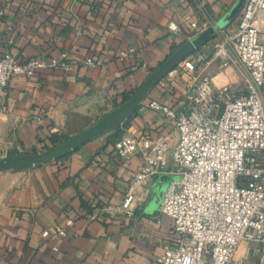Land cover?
I'll use <instances>...</instances> for the list:
<instances>
[{
  "label": "crops",
  "instance_id": "obj_1",
  "mask_svg": "<svg viewBox=\"0 0 264 264\" xmlns=\"http://www.w3.org/2000/svg\"><path fill=\"white\" fill-rule=\"evenodd\" d=\"M236 2L0 0V54L9 48L23 61L68 51L75 60L70 70L44 68L10 80L0 114V157L45 150L60 135L94 123L133 93L179 44L223 18ZM239 16L226 25L233 28ZM218 38L215 34L195 56L182 60L177 66L185 62L183 70L176 66L166 74L120 126L62 158L0 170V264H158L173 236L167 215L159 208L146 212L160 178L138 186L135 198L122 206L142 157L122 156L115 144L146 130L176 139V119L149 101L156 98L181 111L188 106L193 73L222 81L217 54L212 55ZM127 47L135 52L120 59V50ZM198 53L206 57L200 63ZM88 56L102 58L104 64L89 65L84 62ZM58 226L66 228L65 235L44 236L46 229L54 232Z\"/></svg>",
  "mask_w": 264,
  "mask_h": 264
},
{
  "label": "built area",
  "instance_id": "obj_2",
  "mask_svg": "<svg viewBox=\"0 0 264 264\" xmlns=\"http://www.w3.org/2000/svg\"><path fill=\"white\" fill-rule=\"evenodd\" d=\"M216 34V54L238 69L243 85L230 80L219 84L208 74L193 73L186 109L178 111L156 98L149 101L150 107L176 119L174 141L168 133L146 130L115 144L122 156L142 157L122 206L135 198L138 186L161 174L175 176L159 204L171 219L173 236L158 264H248V255L255 256L252 264H264V0H246L235 26L217 27ZM132 52L134 47L123 48L118 56L125 59ZM205 59L203 53L196 55V62ZM84 62L104 64L92 56ZM74 63L68 51L22 61L5 49L0 54V114L6 109L4 91L15 75L32 76L44 68L70 70ZM43 234L59 237L66 228ZM243 241L251 242L248 255L237 256Z\"/></svg>",
  "mask_w": 264,
  "mask_h": 264
},
{
  "label": "water",
  "instance_id": "obj_3",
  "mask_svg": "<svg viewBox=\"0 0 264 264\" xmlns=\"http://www.w3.org/2000/svg\"><path fill=\"white\" fill-rule=\"evenodd\" d=\"M246 0H237L230 11L215 24L209 26L196 35L179 44L156 68H154L143 82L131 93L127 99L114 105L105 111L94 123L87 125L70 134L61 142L42 151H19L0 157V170L24 169L34 165L46 163L54 159L62 158L75 150L79 145L89 139L101 135L125 122L148 97L151 89L182 60L194 52L199 46L212 39L217 27H224L233 20L242 9ZM160 182L155 187V193L146 208L155 210L159 208L160 199L168 183L175 176L173 174H161L156 176Z\"/></svg>",
  "mask_w": 264,
  "mask_h": 264
},
{
  "label": "rangeland",
  "instance_id": "obj_4",
  "mask_svg": "<svg viewBox=\"0 0 264 264\" xmlns=\"http://www.w3.org/2000/svg\"><path fill=\"white\" fill-rule=\"evenodd\" d=\"M218 40H220V38H218ZM218 48L215 47L214 48V53L212 55H214L216 52H217ZM194 52H192L193 54ZM211 55V56H212ZM193 56H195V53L193 54ZM215 56V55H214ZM187 58V57H186ZM184 59V60H187V59ZM216 62L220 68V71L222 70L223 71V79L221 81L220 80H216L217 83H222L223 81H226L227 78H229L232 82H236L237 84H239L240 86L243 85V79H242V76L240 74V72L238 71V69H236L234 66L231 65V62H226V60L224 59V56H222L221 54H217L216 55ZM203 64H207V60L203 62ZM185 67V62L183 63V65H180V66H177V69L178 70H183ZM219 77H217L218 79ZM225 78V79H224ZM98 118H95V120L93 121H96ZM68 137V134H63V135H60L59 138H57V140H61V139H65ZM54 145V144H53ZM48 147V145L46 146ZM44 149V146L42 147ZM47 149V148H45ZM30 151H36L35 148H33L32 150ZM156 210V209H155ZM154 210H150L149 208H146V212H153ZM251 244V242L249 241H243L240 248H239V251L237 253V256H241V255H248V246ZM247 260H248V264H252L255 260V256L254 255H248L247 256Z\"/></svg>",
  "mask_w": 264,
  "mask_h": 264
},
{
  "label": "trees",
  "instance_id": "obj_5",
  "mask_svg": "<svg viewBox=\"0 0 264 264\" xmlns=\"http://www.w3.org/2000/svg\"><path fill=\"white\" fill-rule=\"evenodd\" d=\"M129 95H130V94H125V95L123 96L122 101H124L125 99H127ZM122 101H121V102H122ZM62 140H64V139H61V140H56V139H54V141H56V144L59 143V142H61ZM54 145H55V144H54Z\"/></svg>",
  "mask_w": 264,
  "mask_h": 264
}]
</instances>
